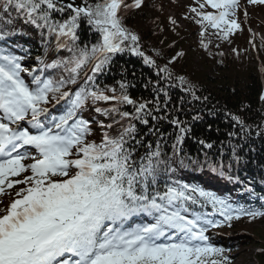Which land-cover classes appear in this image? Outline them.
I'll return each instance as SVG.
<instances>
[{"label":"snow or ice","instance_id":"6c2138e0","mask_svg":"<svg viewBox=\"0 0 264 264\" xmlns=\"http://www.w3.org/2000/svg\"><path fill=\"white\" fill-rule=\"evenodd\" d=\"M195 4L184 19L198 26L199 44L211 55L210 37L227 41L240 29L234 18L240 2ZM144 7L146 0H84L82 6L62 0H0V44L5 45L0 46V196L12 197L7 204L0 200V264H232L226 250L214 246L209 230L226 222L231 226L241 217L264 218V210L234 207L214 192L164 179L175 171L174 157L191 133L188 122L168 110V89L178 81L192 99L208 97L198 96L197 86L183 75L174 76L172 66L184 52H176L161 67L143 50L127 13ZM169 23L175 31L178 20L169 17ZM85 24L89 36L98 38L82 46ZM25 25L39 30L44 48L32 68L22 63L25 55L14 51L19 47L27 55L30 49L10 43ZM125 52L157 69L152 100H134L126 81L120 82L119 93L97 82ZM153 53L162 58L160 50ZM260 72L264 75V67ZM259 99L264 102V92ZM52 100L65 101L59 114L47 107ZM85 112L105 119L86 118ZM225 116L233 128L239 126L241 138L251 132L241 116ZM150 121L153 126L141 136L135 122L148 126ZM161 121L178 129L173 157L161 143L166 140L156 127ZM93 125L100 130L99 142ZM148 135L157 137L154 147L144 144ZM199 143L212 147L203 139ZM232 159L241 160L236 148ZM220 174H225L223 165ZM259 199L264 201V196ZM209 207L211 212L206 211ZM257 251L264 255V248Z\"/></svg>","mask_w":264,"mask_h":264},{"label":"trees","instance_id":"16d2710c","mask_svg":"<svg viewBox=\"0 0 264 264\" xmlns=\"http://www.w3.org/2000/svg\"><path fill=\"white\" fill-rule=\"evenodd\" d=\"M88 2L93 3L95 0ZM127 2L131 3V0ZM146 3L147 7L142 10L132 9L127 13L128 26L141 36L143 50L153 56L161 67L176 52H184L185 55L172 66L174 76L183 75L197 86L198 96L208 97L207 101L192 99L181 90L178 81H175V86L168 89L170 94L168 110L181 121H187L191 127V133L185 137L181 145L183 151L174 157L175 171L171 176L179 174L183 168H185L183 172L186 169L200 170L215 163L223 165V171L239 175L236 178L237 182H245L252 187L249 182L258 180L264 186V134H258L259 130L264 129V102L259 99L261 92H264V75L260 72L261 68L256 65L253 53L248 49L244 37L239 39V47L235 52L233 49L219 51L211 43L209 50L212 54L209 55V52L199 44L197 25L183 18L186 25L178 23L174 31L169 23V17H174L167 14L162 7L164 0H146ZM69 13L70 9L66 11L65 18ZM80 36L82 46L85 41L91 40V43H95L98 38L95 33L89 36L86 24L82 26ZM257 41L258 60L261 67H264V43L261 45L262 41L259 39ZM154 49L161 51L162 58L154 56ZM192 55L196 56V61L193 60ZM52 74L59 76L60 73ZM83 75L82 72L81 77ZM157 79L156 68L145 64L142 58L125 52L114 58L111 70L100 76L97 82L101 86L116 88L119 93L120 82L126 81L129 84L128 94L134 100H152L153 86ZM164 83L161 81V85ZM182 98L183 103H181ZM100 106L108 105L102 103ZM124 110L131 112L133 109L131 106H125ZM226 112L241 116L247 125H251V132L241 138L243 134L240 133L239 126L233 128V121L225 116ZM197 114L202 119L193 121V116ZM97 118L104 119L102 116ZM110 122L108 120V123ZM135 123L141 136L153 126L151 121L148 126ZM156 127L166 137L165 141H161L165 145L166 155L173 157L172 144L178 129L166 121L157 123ZM229 132H236L237 135L229 137ZM156 139V136L148 135L144 144L152 143L154 147ZM201 139L212 144V147L208 148L200 144ZM233 148H236L241 157L238 164L232 159ZM144 150V148L140 149L141 152ZM161 186L163 187V184ZM241 237L243 238L242 234L233 241L240 242ZM256 258L258 264H264V255L260 252L257 253Z\"/></svg>","mask_w":264,"mask_h":264},{"label":"rangeland","instance_id":"374dc122","mask_svg":"<svg viewBox=\"0 0 264 264\" xmlns=\"http://www.w3.org/2000/svg\"><path fill=\"white\" fill-rule=\"evenodd\" d=\"M239 2L241 9H245L247 12V25L251 32L264 37V4H250L247 0H239ZM192 3L193 0H173L172 6H168L166 11L172 14L175 9L173 6L191 5ZM192 58L196 61L195 55H192ZM0 200L7 204L10 196H0ZM238 225L235 230L242 234L244 240L241 248L235 250L233 264H258L255 253L258 248H263L264 245V218H257Z\"/></svg>","mask_w":264,"mask_h":264},{"label":"water","instance_id":"95a60500","mask_svg":"<svg viewBox=\"0 0 264 264\" xmlns=\"http://www.w3.org/2000/svg\"><path fill=\"white\" fill-rule=\"evenodd\" d=\"M63 3H73V4H76V5H80L79 4V0L76 1V0H62Z\"/></svg>","mask_w":264,"mask_h":264}]
</instances>
